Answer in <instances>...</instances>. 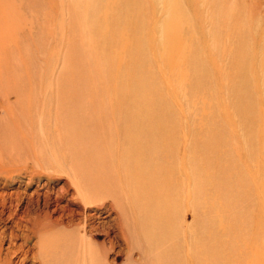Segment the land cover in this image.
I'll return each mask as SVG.
<instances>
[{"label": "bare ground", "instance_id": "6f19581e", "mask_svg": "<svg viewBox=\"0 0 264 264\" xmlns=\"http://www.w3.org/2000/svg\"><path fill=\"white\" fill-rule=\"evenodd\" d=\"M120 1L116 0V4L119 5ZM125 7L129 11H142L144 8L141 0H133ZM30 12L32 13L30 20L24 25L21 21L18 22L15 26L16 31L19 24L20 29L22 26L23 28L28 26L27 34L34 42L33 45L37 43L39 49H45L47 60L55 62L54 66L63 56V68L66 60L68 61L66 53L63 52L64 46L71 40L73 47L76 50L80 49L84 45V39L78 34L72 38V35L67 33L65 19L63 20L64 11H48L49 16L44 21L34 15V11ZM103 22L104 30H101L100 35L106 39L103 41L104 46L119 49L117 50L119 58H111L113 67L109 73L83 76L78 85L69 88L64 70L61 69L56 78L53 71H49L52 76L42 78L38 83L41 84L40 87L35 82V78L34 80L30 78L31 85L27 83L28 92L20 91L12 84L9 85V81L6 82L0 76V112L4 115H1L0 121H3V126L8 123L13 124L15 129L24 126L28 130H35L38 134L41 131L40 140L47 141L51 147L56 148L64 140L65 108L70 99L79 103L86 113L94 111L98 114L100 116L98 122L108 124L109 133L113 135L110 140L118 144L115 150L109 153V158L105 156L95 158L96 161L101 159L102 163L103 161L108 163V168L102 166L103 172L99 170L93 175L85 173L78 176L74 169L67 170L69 178L56 190L55 197L56 201H59L60 197L67 195V200L61 204L56 202L53 209L61 214L54 219L47 218L46 214L40 217L33 215L26 224H22L21 220L17 221L23 234L20 236L12 231L11 244L14 237H21L22 242L18 245V250L24 252L25 256L31 253L32 259L38 260L40 264H117L121 258L126 260V264H233L234 260L240 262L244 252L243 246L252 248L255 243L251 241L257 242V205L259 204H257V189H259L257 188V173H259L257 142L259 139L264 140V131L258 133L256 131L254 135L250 133L246 140L250 150L254 151L251 154L255 157V169L250 175L245 171V167H248L247 160L241 164L233 158L228 148L223 152V146L228 143V139L224 137V140L217 144L197 143L195 146V143H192L189 146L188 139L184 138V135L189 136L191 131L185 129L184 120L181 119L188 114L184 113L180 106L176 107L164 102L163 97L169 94L170 83H167L163 73L158 75L153 70L151 71L153 74L138 78L121 73L125 70L127 73H132L137 69L141 72L145 69V64H150L148 58H145L146 50L140 46L142 38L146 37L142 22L137 19L124 22V19L121 20L117 16L105 18ZM130 28L143 30L140 37L137 35L136 47L133 48L130 47L131 41L128 36L131 33ZM245 34L248 39L251 38L248 37L250 33ZM241 38L242 41L247 39ZM128 50V58H125L126 55L120 56V52L126 54ZM176 52L173 51V54ZM236 53L240 57L249 56L253 60L252 66L249 69L247 67L250 77H246L245 85L250 94L255 95L253 94L252 98L247 96L250 101L248 103L242 100L236 102L235 116L240 118L242 125H256L258 122L264 124V46L258 53L256 51L249 53L245 50ZM236 53H231L235 61ZM192 58L188 54L183 61L191 65ZM174 91L177 93L176 88L173 89ZM11 94H15L16 99L11 100ZM158 97L159 102L156 101ZM21 99L26 100L27 109H25L28 111V115L23 120H20V114H11L14 105ZM39 101L43 106V115L37 118L41 110L38 106ZM45 110L47 111L44 112ZM81 115L84 117L83 113ZM225 121H227L225 124L231 123V117L226 115ZM81 132L79 131V134ZM198 147L206 154L209 152L212 155L209 164L220 158L215 165L223 167L226 171H233L228 180H218L219 184L213 185L210 192L206 184L209 173L206 172L199 180L196 179L194 171L196 172L197 166L194 160H190L191 157L187 156L191 151L197 152ZM243 147L242 149L247 151ZM1 148L0 146V153L3 152ZM259 148L264 150L261 146ZM228 156L230 158L224 161ZM204 163L200 164L202 168H206ZM261 185L263 191L260 193L264 196V176ZM71 188L73 190L69 192ZM230 191L240 194V198L226 197L225 195ZM212 193L223 199L215 197L209 204H205L209 202ZM42 195L46 193H36V196ZM107 200L111 202V209L117 212L116 215L112 211L108 214L109 220H116L115 234L110 232L113 227L99 229L98 223H104L106 220H98V217L102 216L97 212L106 209ZM215 202L218 204L213 206ZM184 203L191 204L198 216L204 214L210 222L206 224L201 220V223L194 224L193 229L190 230H181L175 226L172 223L173 210L177 204L179 206ZM48 204L49 199L46 200L45 207H48ZM262 205L261 203L260 206ZM220 208L226 210L228 217V222H225L224 218L219 224L224 229V234L217 232L218 223L211 222L215 218L214 213H219ZM65 209L69 211L66 213L67 216L61 212ZM32 238L34 241L24 249L23 245ZM116 245L120 250L109 257L110 251ZM9 249L8 252L11 251ZM134 252L138 254L136 258L133 257ZM0 264L4 263L0 261Z\"/></svg>", "mask_w": 264, "mask_h": 264}, {"label": "rangeland", "instance_id": "374dc122", "mask_svg": "<svg viewBox=\"0 0 264 264\" xmlns=\"http://www.w3.org/2000/svg\"><path fill=\"white\" fill-rule=\"evenodd\" d=\"M128 1L121 0L118 5L116 0H0V56H2L0 58V76L6 82L9 81V85L12 84L18 90L28 92L27 87L31 85L30 78L33 80L35 78V82L38 84L45 76H52L49 71H53L54 78H56L62 69L66 73L68 87L74 88V85H78L83 76L109 73L113 67L111 58H119L118 47L111 49L103 44V41L106 40L100 35L101 30H104L103 20L116 16L121 20L124 19V22L130 20L132 22V19H137L142 22V28L146 34L145 39L142 38L140 46L146 50L145 58H148L150 64H145L146 67L144 70H140L141 72L137 69L132 73H127L126 70L121 73L129 74L130 77L133 75L134 78L146 74L151 75L153 70L158 75L163 73L167 83H170L169 94H172V97L169 94H162L164 102L176 107L180 106L183 108V112L188 114L187 117L182 116L181 119L184 120L185 129L191 131L189 136L184 135V138L188 139L189 146L192 143H195V146L197 143L199 145L217 144L224 138L228 139V143L223 146V152L228 148L233 158L240 161L241 164L247 160L248 167H245V171L250 175L255 169V157L254 154H251L254 151L250 150L246 140L250 133L254 135L256 131L257 133L264 131V124L258 122L256 125H242L240 118L235 116L236 102L242 100L244 103H248L250 101L247 96L252 98L254 94H250L245 85L246 77H250L247 67L249 69L252 66L253 60L249 56L240 57L236 52L245 50L249 53L251 51L258 53L263 49L264 0H141L144 7L142 11L127 10L125 6L133 0ZM182 9L184 10L182 11ZM30 11H34V15H37L42 21L49 16L48 11H64L63 20L65 19L67 33L71 34L72 38L78 34L81 39H84V45L80 49L76 50L71 40L64 46L63 52L66 53L68 61L66 60L63 68V56L54 66L55 62L47 60L45 49H39L37 43V46L33 45L34 42L27 34L28 26L24 28L22 26L20 29L19 24L16 31L15 26L18 22L21 21V24L24 25L27 20H30L32 15ZM143 30L130 28L131 33L128 31V36L131 48L136 47L137 35L140 37ZM245 33H250L248 37L251 38L248 39ZM241 37L247 39L242 41ZM175 50L177 52L173 54ZM231 53L237 54L236 61L232 59ZM120 54L121 57L126 55L125 58H128L129 50L126 54L123 52ZM188 54L193 57L191 65L183 61V58ZM171 56H173L172 60H170ZM40 85L38 84L39 87ZM172 87L176 88L177 93L173 92ZM10 99H16L15 94H11ZM156 101H160L159 97ZM26 106V100H19L14 105L11 114H20V120H23L28 115ZM38 106L41 110L37 114V118L43 115V106L40 101ZM65 111L64 140L56 148L51 147L47 141L40 140L41 131L38 134L35 130H28L24 126L15 129L13 124L7 123L3 126V121H0V146L3 150L0 153L2 157L0 160V261L4 264H40L38 260L32 259L31 253L25 256L24 252L18 250V245L22 242L21 237H14L11 244L10 233L12 231L20 236L23 234L17 221L21 220L22 224H26L33 215L40 217L46 214L47 218L53 219L58 217L61 213L53 210L55 204L56 202L65 203L67 195L56 201V190L69 178L67 170L74 169L78 176L85 173L93 175L99 170L103 172L102 166L108 168V163L105 161L102 163L101 159L96 161L95 158L98 156L109 158V153L113 152L118 145L110 140L113 135L109 133L108 124L98 122L100 116L94 111L86 113L79 103L70 99L66 104ZM82 113L84 117L81 115ZM218 113L221 115L219 116ZM1 115L3 114L0 112V119ZM226 115L231 117V123L225 124L227 123ZM79 131L82 132L79 134ZM36 136L39 137L36 138ZM263 145L264 140L259 139L257 142V172H259L257 173V188H259L257 189V204L259 203L257 205V242L251 241L253 244L255 243L252 248L243 246L242 259L240 262L234 260L233 264H264V196L260 193L263 191L261 182L264 176V150L261 148L262 152H260L259 148L260 146L264 148ZM242 146L247 151H244ZM187 156L191 157L190 160L193 159L197 166L196 172L194 171L196 179L199 180L202 174L209 173V179L206 180L207 183L205 182L209 192L213 185L219 184L218 180H228L233 174L232 170L226 171L223 167L215 165L220 158L209 164L212 155L209 152L206 154L200 148L197 152H189ZM229 158V156L224 158V161ZM201 162H205L203 165H206V168L200 166ZM73 176L76 175L73 174ZM35 190L45 192L46 195L36 196ZM72 190V188L69 189V192ZM214 193L210 195L209 202L205 204H209L215 197L221 198ZM225 196L240 198V194L235 191H230ZM33 197L34 199H32ZM47 197L49 204L48 207H45ZM261 203L262 206H260ZM217 204L215 202L213 206ZM110 205V200H107L106 209L97 212L102 216L98 217V220L108 222L98 224L99 229L113 227L110 232L115 234L116 220H109L110 215L108 214L109 211L115 215L117 212L112 210ZM193 208L191 204L184 203L179 206L177 204L173 210L172 223L181 230H190L193 229L194 224L201 223V220H204L206 224L210 222L204 214L198 216ZM225 211L220 208L219 213H214L215 218L211 221L218 223L217 232L223 234L225 231L219 224L224 218L225 222H228ZM61 212L67 216L66 213L69 211L65 209ZM33 241V238L30 239L23 245V248H28ZM8 249L11 251L8 252ZM117 250H120V247L116 245L110 251L109 257L114 256ZM137 256V252H134L133 257ZM125 262L126 260L121 258L117 264H126Z\"/></svg>", "mask_w": 264, "mask_h": 264}]
</instances>
